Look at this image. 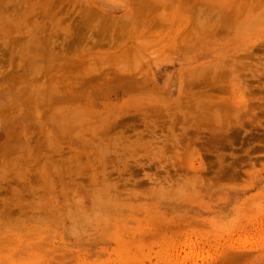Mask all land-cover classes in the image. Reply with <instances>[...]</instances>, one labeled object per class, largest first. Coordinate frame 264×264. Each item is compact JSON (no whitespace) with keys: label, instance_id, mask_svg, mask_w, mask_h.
Returning <instances> with one entry per match:
<instances>
[{"label":"rangeland","instance_id":"rangeland-1","mask_svg":"<svg viewBox=\"0 0 264 264\" xmlns=\"http://www.w3.org/2000/svg\"><path fill=\"white\" fill-rule=\"evenodd\" d=\"M0 264H264V0H0Z\"/></svg>","mask_w":264,"mask_h":264},{"label":"bare ground","instance_id":"bare-ground-1","mask_svg":"<svg viewBox=\"0 0 264 264\" xmlns=\"http://www.w3.org/2000/svg\"><path fill=\"white\" fill-rule=\"evenodd\" d=\"M138 71V70H137Z\"/></svg>","mask_w":264,"mask_h":264}]
</instances>
